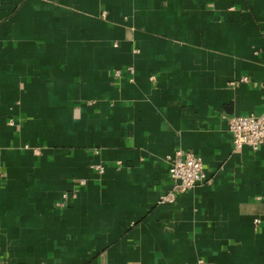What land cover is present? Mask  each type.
I'll list each match as a JSON object with an SVG mask.
<instances>
[{
  "label": "crops",
  "instance_id": "crops-1",
  "mask_svg": "<svg viewBox=\"0 0 264 264\" xmlns=\"http://www.w3.org/2000/svg\"><path fill=\"white\" fill-rule=\"evenodd\" d=\"M250 114L264 0H0V264H264ZM177 149L208 178L159 204Z\"/></svg>",
  "mask_w": 264,
  "mask_h": 264
},
{
  "label": "built area",
  "instance_id": "built-area-1",
  "mask_svg": "<svg viewBox=\"0 0 264 264\" xmlns=\"http://www.w3.org/2000/svg\"><path fill=\"white\" fill-rule=\"evenodd\" d=\"M127 74L132 76L134 69L129 67ZM123 75L120 70L116 72L118 78H124ZM244 80L247 81L246 78ZM229 133L235 149L250 147L252 150H259L264 148V115L250 114L231 117ZM169 159V177L173 182V190L161 196L159 204H173L179 195L194 190L208 178L203 159L193 152L177 149Z\"/></svg>",
  "mask_w": 264,
  "mask_h": 264
}]
</instances>
